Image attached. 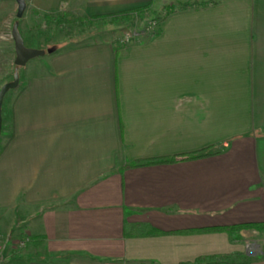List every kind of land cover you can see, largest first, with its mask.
<instances>
[{
    "label": "crops",
    "instance_id": "0c3cea01",
    "mask_svg": "<svg viewBox=\"0 0 264 264\" xmlns=\"http://www.w3.org/2000/svg\"><path fill=\"white\" fill-rule=\"evenodd\" d=\"M26 2L89 16L157 3ZM116 52L110 41L68 46L20 77L3 109L1 140L13 137L0 155V230L15 245H0V264H182L238 251L264 264V230L233 240L223 228L264 223V0L190 8ZM24 234L39 236L27 245L38 256L17 244Z\"/></svg>",
    "mask_w": 264,
    "mask_h": 264
},
{
    "label": "rangeland",
    "instance_id": "374dc122",
    "mask_svg": "<svg viewBox=\"0 0 264 264\" xmlns=\"http://www.w3.org/2000/svg\"><path fill=\"white\" fill-rule=\"evenodd\" d=\"M156 1L157 3H151L152 13H147L146 16L152 17L151 14H153L154 17H157L161 16L164 13V1ZM17 10L18 4L16 0H0V88L5 82L11 81L13 79V75L16 69V65L14 63L16 52L14 40L12 38V28L14 23L18 20V18L16 17ZM38 11L39 10L35 9L30 3H27L25 13L23 17L19 19V28L26 40L25 42L27 46L45 49L46 51L48 49L54 48L52 47V45H56L57 47L55 48L57 50L68 46L83 45L89 43H103L106 41L112 42V44L117 48L121 46L120 48H118L121 51L129 47L131 44L144 43L150 35L147 32L146 28H144L148 23L146 17H144L143 19H139V21H136L129 26L101 25L99 26V29H96L94 26L81 24L73 26H56L50 21L46 22L45 18L43 17V12L39 11L40 14H37ZM70 13L74 15H80L71 11ZM149 23L153 26L155 22H152L151 20V22ZM156 29L157 26L153 28V31H155ZM153 38H151V40ZM50 54L51 53L47 51L45 55L33 58L25 66H21L19 68L20 77L24 76L25 72H27L28 70L33 72L44 71V65L41 63V61L47 60ZM22 84L23 82L20 79V84L17 89H19ZM17 89L11 90L7 93L3 105V109L5 112L7 108L10 111V101L12 100L11 97ZM5 140L6 139L3 138V140L0 141V147L3 145ZM0 238V245L2 246L4 244V250L6 252H10V249L12 250L13 244L15 245V243L12 242V240H14V237L5 236L0 230ZM22 250L28 252L27 254L30 256H38L34 254V248L31 246H23Z\"/></svg>",
    "mask_w": 264,
    "mask_h": 264
},
{
    "label": "trees",
    "instance_id": "16d2710c",
    "mask_svg": "<svg viewBox=\"0 0 264 264\" xmlns=\"http://www.w3.org/2000/svg\"><path fill=\"white\" fill-rule=\"evenodd\" d=\"M215 4L213 1L207 2H181L178 4H170L165 6L164 13L161 16L154 17L153 14H151L152 17L146 16L147 13H152L151 6L152 4L135 7L119 12L114 13H107V14H97L93 16H89L86 14H80V15H74L68 11H62V12H43V17L45 18L46 22H52L56 26H73V25H91L94 26L96 29H99V26H129L135 23L136 21H139V19H143L144 17L147 18L148 23L154 21V25L152 26L150 23L144 27L146 28L147 32L150 34L148 39L145 42H148L151 40V38L157 36L161 32V26L164 21H166L170 16L188 10L193 7H203V6H210ZM37 14H40L38 11ZM152 26V28H151ZM157 26V29L153 31V28ZM145 31V30H144ZM25 39V38H24ZM26 41V40H25ZM95 44V43H93ZM91 43L89 44H83L81 46H89L93 45ZM52 47H57L56 45H52ZM121 47V46H120ZM118 47V48H120ZM117 50V56L120 55V49ZM23 89V88H22ZM3 136V132L2 135ZM13 135L8 137V139L3 143V145L0 147V155L3 153V151L6 149L7 145L10 143ZM1 141V138H0ZM204 151H198L193 154L187 155L186 158H195L199 157L203 154ZM206 154L213 153L206 151ZM173 159H165V160H158L157 162H167L172 161ZM226 229L229 234L231 235V238L233 240H240V231L243 229H256V230H264V223L262 224H241V225H233L229 227H223ZM24 241L25 245H28L30 243H33L35 245L39 244L40 238L39 236H33L29 235L27 236L24 234ZM23 241V240H22ZM255 258L248 253L245 252H234V253H225V254H212V255H205L200 256L196 258L194 261H188L183 262L182 264H253Z\"/></svg>",
    "mask_w": 264,
    "mask_h": 264
},
{
    "label": "water",
    "instance_id": "95a60500",
    "mask_svg": "<svg viewBox=\"0 0 264 264\" xmlns=\"http://www.w3.org/2000/svg\"><path fill=\"white\" fill-rule=\"evenodd\" d=\"M18 2V10L16 17L18 20L14 23L12 28V38L14 40L16 57L14 63L16 65V69L13 75V79L11 81L5 82L0 88V138L3 132V104L7 93L11 90H15L19 87L20 84V75L19 68L21 66H25L31 59L36 58L38 56H43L48 51L49 53H53L56 51V48L45 49L34 48L27 46L25 39L20 31V22L25 13L27 2L26 0H17Z\"/></svg>",
    "mask_w": 264,
    "mask_h": 264
},
{
    "label": "built area",
    "instance_id": "2783aa9c",
    "mask_svg": "<svg viewBox=\"0 0 264 264\" xmlns=\"http://www.w3.org/2000/svg\"><path fill=\"white\" fill-rule=\"evenodd\" d=\"M0 240H1V238H0ZM17 244H18L19 246H24V245H25V241H19Z\"/></svg>",
    "mask_w": 264,
    "mask_h": 264
}]
</instances>
